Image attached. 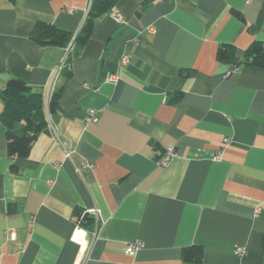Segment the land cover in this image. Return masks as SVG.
Listing matches in <instances>:
<instances>
[{
	"label": "crops",
	"instance_id": "obj_1",
	"mask_svg": "<svg viewBox=\"0 0 264 264\" xmlns=\"http://www.w3.org/2000/svg\"><path fill=\"white\" fill-rule=\"evenodd\" d=\"M91 2L0 0V90L22 78L47 121L9 156L0 96V264H264V66L218 59L264 44V0H118L77 47ZM39 22L71 44H37ZM93 209L83 246L72 235Z\"/></svg>",
	"mask_w": 264,
	"mask_h": 264
},
{
	"label": "trees",
	"instance_id": "obj_2",
	"mask_svg": "<svg viewBox=\"0 0 264 264\" xmlns=\"http://www.w3.org/2000/svg\"><path fill=\"white\" fill-rule=\"evenodd\" d=\"M118 0H92L87 18L74 38L77 47H82L91 36L95 21L103 14L109 12ZM31 39L41 46L68 47L73 35L67 31L57 28L53 24L39 22L32 32ZM218 59L220 61L232 62L236 65L249 63L264 66V44L255 41L244 52L241 60L236 57L234 49L230 45L219 48ZM0 96L4 101L5 108L1 114V122L6 127V140L9 156L27 157L37 136L47 130V121L43 111V95L35 91L25 80L18 77L10 78L5 88L0 90ZM61 89L52 93L49 109L55 112L59 108ZM23 122L24 127L15 129L17 123ZM81 216V215H80ZM82 225L91 229L94 218L90 213H85ZM264 246V241H263ZM203 251L199 246H190L182 251V258L188 262H200Z\"/></svg>",
	"mask_w": 264,
	"mask_h": 264
},
{
	"label": "built area",
	"instance_id": "obj_3",
	"mask_svg": "<svg viewBox=\"0 0 264 264\" xmlns=\"http://www.w3.org/2000/svg\"><path fill=\"white\" fill-rule=\"evenodd\" d=\"M115 19L117 20H120L121 19V16L116 14L114 15ZM153 33H155V27L154 26H150L149 28ZM126 59V58H125ZM110 80H116L117 79V76L116 75H112L109 77ZM98 118V115H97V111L94 109V108H90L88 110V113H87V116H86V119L87 121H96ZM60 143L62 144V146L65 148V152H66V155L69 156L71 155L72 153V150H71V147L70 145L67 143V142H62L61 140H59ZM175 154V149L173 146H169L165 152V154L162 156V158L159 160V165L160 166H166L170 161L171 159L173 158ZM218 157V156H217ZM86 213H90V214H93L95 215L96 217H98L100 215V211L97 210V209H93V210H89L88 212ZM85 214V213H84ZM84 214H82L80 216V219L78 221V224H77V227L76 229L74 230V233L72 235V239L81 243L83 246H84V243H87L86 241V232L82 229L81 225H82V218L84 216ZM14 232L11 233V236H14ZM142 246V242H137L135 244H131L127 247L126 249V252L127 253H134L137 249H139L140 247ZM237 253L238 254H241L244 252V249L243 247H238L237 248ZM263 256H264V253H263Z\"/></svg>",
	"mask_w": 264,
	"mask_h": 264
}]
</instances>
